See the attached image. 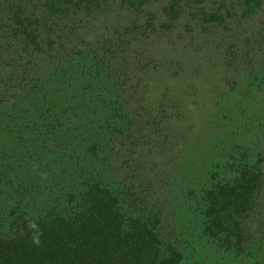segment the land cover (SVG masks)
I'll return each mask as SVG.
<instances>
[{
	"label": "trees",
	"instance_id": "1",
	"mask_svg": "<svg viewBox=\"0 0 264 264\" xmlns=\"http://www.w3.org/2000/svg\"><path fill=\"white\" fill-rule=\"evenodd\" d=\"M158 1L0 0V264H182L186 246L163 234L158 191L138 172L134 46L181 21L227 32L264 17V0H165L161 19ZM106 18L117 25L88 41ZM252 124L195 196L182 189L202 236L241 260L264 251V125Z\"/></svg>",
	"mask_w": 264,
	"mask_h": 264
},
{
	"label": "rangeland",
	"instance_id": "2",
	"mask_svg": "<svg viewBox=\"0 0 264 264\" xmlns=\"http://www.w3.org/2000/svg\"><path fill=\"white\" fill-rule=\"evenodd\" d=\"M164 1L152 9L158 19L162 18L158 7ZM114 20L100 19L93 27L88 25L87 40L107 36L110 27L117 25ZM189 30L181 21L172 32L159 31L135 43L143 68L138 73V88L131 94L130 110L145 136L137 152L142 164L138 172L158 191L159 202L153 199V204L164 211L163 234L186 246L178 248L182 264H264V251L241 260L245 254L240 249L227 253L214 238V243L211 237L204 238L198 230L200 221L190 214L193 201L183 198L182 191L195 189L194 196L199 192L214 165L239 142L237 132L246 127L251 135L257 132L253 124L246 123L264 125L263 12L227 32L221 28ZM151 117L157 125L150 122ZM165 179L170 182L162 184ZM263 210L259 207L257 213Z\"/></svg>",
	"mask_w": 264,
	"mask_h": 264
}]
</instances>
